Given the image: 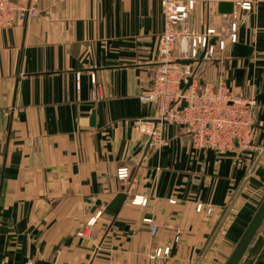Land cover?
I'll return each mask as SVG.
<instances>
[{
  "label": "crops",
  "instance_id": "obj_1",
  "mask_svg": "<svg viewBox=\"0 0 264 264\" xmlns=\"http://www.w3.org/2000/svg\"><path fill=\"white\" fill-rule=\"evenodd\" d=\"M188 1L174 57L194 86L223 78L255 98V150L196 149L138 99L161 60V0H38L36 17L0 28V264L224 263L264 194V0L235 41L239 0H176ZM207 30L215 52L192 60L190 35ZM238 264H264V224Z\"/></svg>",
  "mask_w": 264,
  "mask_h": 264
},
{
  "label": "built area",
  "instance_id": "obj_2",
  "mask_svg": "<svg viewBox=\"0 0 264 264\" xmlns=\"http://www.w3.org/2000/svg\"><path fill=\"white\" fill-rule=\"evenodd\" d=\"M253 0H239L238 10L233 13L231 22V41L236 38L237 21L242 19L252 9ZM163 13V32L159 41L161 60L155 65L150 84L138 94L142 102L151 103L155 107L154 119L157 123L179 124L188 135L191 144L196 149H208L215 152L233 151L241 154L255 150V108L253 96L235 93L223 78L207 80L198 86L191 82L181 86L188 77L194 75L192 64H183L174 57V45L181 32L178 25L188 17L193 7V1L185 4L176 0H161ZM40 12L38 0H28L25 4L16 0H0V28L19 25L36 17ZM213 33L207 30L203 35H190V57L193 60L201 52L203 58L210 57L215 48L208 44V36ZM223 47V42L218 44ZM151 140L162 143L160 129L156 126L146 130ZM129 175L127 167L116 171L117 178L122 181ZM134 203L145 204L146 197L133 199ZM196 209H200L197 205ZM150 232L156 231V226L150 219ZM93 221L90 219L87 224ZM169 253V247H157L149 259L160 260Z\"/></svg>",
  "mask_w": 264,
  "mask_h": 264
},
{
  "label": "water",
  "instance_id": "obj_3",
  "mask_svg": "<svg viewBox=\"0 0 264 264\" xmlns=\"http://www.w3.org/2000/svg\"><path fill=\"white\" fill-rule=\"evenodd\" d=\"M221 7L224 13H230L232 10L230 3L222 2L220 3V8ZM202 55L203 54L201 53V57ZM191 82H192V77H188L187 82L185 84L181 82L180 85L186 87L190 85ZM92 119L93 116L91 117V122ZM125 197L126 194L124 192H118L117 194H115V196L106 206L105 213L108 214L109 216L116 215ZM263 224H264V194L260 202L258 203L256 209L254 210L252 216L250 217L248 223L246 224L245 228L240 234L239 238L233 245L232 250L230 251L229 255L227 256L223 264H238Z\"/></svg>",
  "mask_w": 264,
  "mask_h": 264
}]
</instances>
